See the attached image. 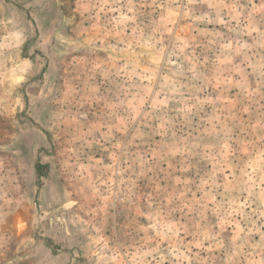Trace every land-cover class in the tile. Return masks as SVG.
<instances>
[{"label": "rangeland", "instance_id": "374dc122", "mask_svg": "<svg viewBox=\"0 0 264 264\" xmlns=\"http://www.w3.org/2000/svg\"><path fill=\"white\" fill-rule=\"evenodd\" d=\"M0 264H264V0H0Z\"/></svg>", "mask_w": 264, "mask_h": 264}, {"label": "trees", "instance_id": "16d2710c", "mask_svg": "<svg viewBox=\"0 0 264 264\" xmlns=\"http://www.w3.org/2000/svg\"><path fill=\"white\" fill-rule=\"evenodd\" d=\"M40 168H41V165L40 164H36L35 165V170H36V173L39 175V174H41V170H40Z\"/></svg>", "mask_w": 264, "mask_h": 264}]
</instances>
